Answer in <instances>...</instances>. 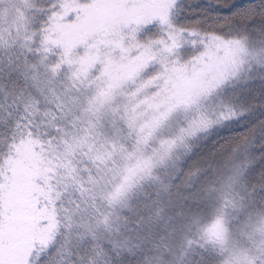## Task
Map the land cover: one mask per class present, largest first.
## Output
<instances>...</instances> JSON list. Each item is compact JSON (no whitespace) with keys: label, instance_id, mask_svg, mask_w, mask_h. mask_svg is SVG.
<instances>
[{"label":"trees","instance_id":"1","mask_svg":"<svg viewBox=\"0 0 264 264\" xmlns=\"http://www.w3.org/2000/svg\"><path fill=\"white\" fill-rule=\"evenodd\" d=\"M68 1L0 0V180L32 143L56 193L28 264H264V0H170L110 47Z\"/></svg>","mask_w":264,"mask_h":264},{"label":"rangeland","instance_id":"2","mask_svg":"<svg viewBox=\"0 0 264 264\" xmlns=\"http://www.w3.org/2000/svg\"><path fill=\"white\" fill-rule=\"evenodd\" d=\"M168 1L93 0L91 4L81 5L80 0H70L62 11L72 24L67 29L71 42L90 35L106 38L105 43L110 47L113 40H121L119 36L127 26L161 19ZM187 79L171 82L175 86L172 94L177 103H187L191 100L190 95L193 96L190 90L202 85V80L197 77ZM16 155L4 168L5 176L1 177L2 182L0 180V264H28L33 249L44 246L56 227V193L49 183L52 169L39 160L32 143L21 145ZM135 173L130 169L127 175ZM124 183H127L126 178ZM217 232V226H214L213 235H220Z\"/></svg>","mask_w":264,"mask_h":264}]
</instances>
